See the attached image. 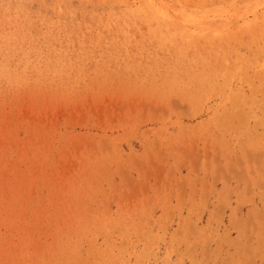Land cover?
<instances>
[{
    "label": "rangeland",
    "instance_id": "rangeland-1",
    "mask_svg": "<svg viewBox=\"0 0 264 264\" xmlns=\"http://www.w3.org/2000/svg\"><path fill=\"white\" fill-rule=\"evenodd\" d=\"M0 264H264V0H0Z\"/></svg>",
    "mask_w": 264,
    "mask_h": 264
}]
</instances>
